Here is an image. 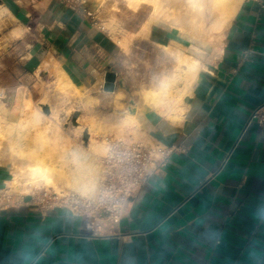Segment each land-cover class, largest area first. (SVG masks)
I'll use <instances>...</instances> for the list:
<instances>
[{"label":"crops","instance_id":"obj_1","mask_svg":"<svg viewBox=\"0 0 264 264\" xmlns=\"http://www.w3.org/2000/svg\"><path fill=\"white\" fill-rule=\"evenodd\" d=\"M96 14L86 0H0V59L29 73L54 65L88 87L121 50ZM179 30L153 24L148 40L190 46ZM202 49L181 118L129 100L143 139L182 149L116 228L93 236L85 217L27 196L0 209V264H264V124L250 120L264 109V0H242L217 45ZM9 173L0 165V185Z\"/></svg>","mask_w":264,"mask_h":264},{"label":"rangeland","instance_id":"obj_2","mask_svg":"<svg viewBox=\"0 0 264 264\" xmlns=\"http://www.w3.org/2000/svg\"><path fill=\"white\" fill-rule=\"evenodd\" d=\"M86 1L92 10L96 11L100 26L107 28V24L112 23L110 29H104L115 41L118 42V38H121L119 56L112 67L113 71H109L115 73V80L118 82L115 81L113 90H106L104 88L106 76L101 74L98 80L88 87L73 84L62 87L56 77L54 65L45 64V70L29 73L14 56L7 55V58L1 56L0 124L5 130L6 138L0 143V165L8 168L10 178L13 176L10 165L14 163L25 168L28 159L12 153L8 147L9 141L20 142L25 132L27 136L32 137L38 128L52 120L58 119L63 132L70 136L74 143L84 148L89 147L91 137L104 142L108 136L130 132L136 138L148 139L142 129V123L136 116L126 122L129 116L128 108L130 103H133H129V100H135L139 104L147 89H158L163 79L178 77V56L190 48L196 50L194 56L201 55L202 48L206 51L211 50L217 45L226 28L225 26L217 28V22L223 18V13L220 6L214 4V0H199L190 11H183L176 6L183 2L180 0L176 7L166 6L158 14L159 18L165 22L163 24H171L184 30L190 39L195 35L202 43L191 41L188 49L171 46L165 49L151 43L148 36L142 38L134 34L150 15L151 7H140L135 10L127 5L126 0H108L102 6L97 0ZM192 15L198 23H194ZM199 24L203 26L200 27ZM64 77L70 79L65 73ZM169 99L173 102L176 97L170 95ZM33 112H38L39 115L37 126L31 124ZM117 125H122V130L118 131L115 128ZM28 177L25 174L20 176L23 178L21 180ZM2 186L3 184L0 185ZM26 186L31 190L30 195L34 196V200L41 199L44 191L48 197L54 195L52 190H46L41 186L39 188L31 184ZM10 188L14 195H23L21 193L25 192L24 190L21 192L19 187Z\"/></svg>","mask_w":264,"mask_h":264},{"label":"bare ground","instance_id":"obj_3","mask_svg":"<svg viewBox=\"0 0 264 264\" xmlns=\"http://www.w3.org/2000/svg\"><path fill=\"white\" fill-rule=\"evenodd\" d=\"M107 1L108 0H97L100 6L104 5ZM179 1L180 0H126L127 5L135 10L140 7H151L152 9L148 18L143 21L138 31L134 33L135 36L145 38L148 36L153 24L165 23L159 18L158 14L161 13L166 6H175ZM182 1L183 2H180L176 6L183 9V11L193 10L194 3L199 2V0ZM241 1L242 0H214V4H218L223 13V18L217 22V28L220 29L229 24ZM192 19L195 21L194 15H192ZM201 22L202 20L199 21V23ZM194 23L198 22L195 21ZM111 24H107L108 29H110ZM202 26L200 25V27ZM179 31L185 34L183 32L184 30ZM191 41L202 43V40H198L195 35L191 36ZM119 42L120 40L118 43ZM161 45L165 49L170 48V45ZM188 48L189 47H187V49ZM194 53H196V50L190 48L186 53H182L183 55L178 56V77L163 79L160 88L147 89L144 92L142 97L147 104L155 107H158L160 104H162V106L168 104L176 113L171 118H181L180 115L183 109L181 102L185 94H187L192 87L201 63L199 58L193 55ZM56 73L58 82L62 87L73 84L71 79L64 77L65 72L62 69L57 67ZM170 95H174L176 100L171 102L169 99ZM134 109L135 103H130V107L128 108L129 116L126 118V122L133 119L135 116L136 111ZM57 120L45 123L43 127L38 128L32 137L27 136L25 132L20 142L14 140L9 141L8 147L12 153L14 152V154L28 159L25 168L14 163L10 165L13 176L7 179L5 183L10 191H13L10 187H19L21 192L24 190V193H27L30 189L26 185L31 184L33 187L39 188L41 186L46 188V190L50 189L61 196L72 191L79 192L83 195H91L95 192L98 179L102 174L103 167L100 157L106 152L105 143L107 139L103 142L91 137L89 147L84 148L74 143V141L70 139L71 137L63 132L60 121ZM38 123V112H33L31 124L37 126ZM79 127L80 126H77V128ZM121 127L122 125L115 126L118 131L122 130ZM5 138V130L0 124V143ZM24 174L29 177L26 178V180H21L23 178H20V176Z\"/></svg>","mask_w":264,"mask_h":264},{"label":"built area","instance_id":"obj_4","mask_svg":"<svg viewBox=\"0 0 264 264\" xmlns=\"http://www.w3.org/2000/svg\"><path fill=\"white\" fill-rule=\"evenodd\" d=\"M252 118L264 124L263 107L255 109L250 120ZM178 149L182 148L136 138L130 132L108 136L106 152L100 157L102 174L93 194L72 191L63 196L54 193L48 197L44 191L43 197L35 202L47 208L66 207L72 214L85 217L93 236L111 233L129 213L145 184L161 175L171 155ZM27 196L31 201L35 199L30 194L14 195L3 183L0 187V209L20 203Z\"/></svg>","mask_w":264,"mask_h":264},{"label":"water","instance_id":"obj_5","mask_svg":"<svg viewBox=\"0 0 264 264\" xmlns=\"http://www.w3.org/2000/svg\"><path fill=\"white\" fill-rule=\"evenodd\" d=\"M104 88L106 90H113L115 88V73L108 72L106 74Z\"/></svg>","mask_w":264,"mask_h":264}]
</instances>
